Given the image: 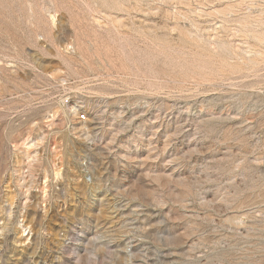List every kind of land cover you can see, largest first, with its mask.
Listing matches in <instances>:
<instances>
[{
	"label": "rangeland",
	"instance_id": "rangeland-1",
	"mask_svg": "<svg viewBox=\"0 0 264 264\" xmlns=\"http://www.w3.org/2000/svg\"><path fill=\"white\" fill-rule=\"evenodd\" d=\"M0 264H264V0H0Z\"/></svg>",
	"mask_w": 264,
	"mask_h": 264
},
{
	"label": "bare ground",
	"instance_id": "bare-ground-1",
	"mask_svg": "<svg viewBox=\"0 0 264 264\" xmlns=\"http://www.w3.org/2000/svg\"><path fill=\"white\" fill-rule=\"evenodd\" d=\"M59 176V173H56V177H58ZM44 199H46V196L44 197ZM26 231V230H25Z\"/></svg>",
	"mask_w": 264,
	"mask_h": 264
}]
</instances>
